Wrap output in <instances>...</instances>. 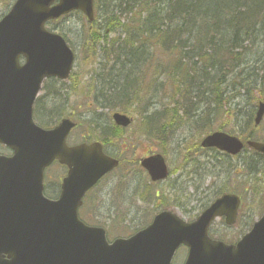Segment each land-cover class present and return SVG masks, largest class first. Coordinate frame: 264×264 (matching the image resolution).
Returning a JSON list of instances; mask_svg holds the SVG:
<instances>
[{
  "label": "water",
  "instance_id": "obj_1",
  "mask_svg": "<svg viewBox=\"0 0 264 264\" xmlns=\"http://www.w3.org/2000/svg\"><path fill=\"white\" fill-rule=\"evenodd\" d=\"M52 1L19 0L0 21V142L15 151L13 158L0 156V264H171L183 244L189 247L185 264H264V213L235 245L208 235L216 217L225 216L227 224H236L241 201L234 194L223 195L190 223L163 211L144 230L113 244L107 242L103 228L86 226L78 219L85 192L119 160L106 155L100 143L68 147L66 138L74 126L68 119L52 130H43L33 121L32 106L43 81L68 78L74 61L64 38L48 32L45 22L73 8L93 18V0H61V6L50 9ZM21 54L27 57L23 66L18 62ZM263 116L264 103H260L256 124ZM114 119L123 126L131 123L120 113ZM247 144L264 153V143L250 140ZM202 146L237 154L244 143L217 131ZM55 159L69 167V177L59 200L42 202L43 170ZM142 164L153 180L168 176L160 154ZM35 172L39 177L30 182L28 175ZM29 184L33 186L27 193L38 199L33 203L14 194V189Z\"/></svg>",
  "mask_w": 264,
  "mask_h": 264
},
{
  "label": "trees",
  "instance_id": "obj_2",
  "mask_svg": "<svg viewBox=\"0 0 264 264\" xmlns=\"http://www.w3.org/2000/svg\"><path fill=\"white\" fill-rule=\"evenodd\" d=\"M99 7L106 21L88 29L91 44L82 45L99 67L73 87L83 92L78 103L92 107L89 133L104 132L105 145L122 141L124 153L134 148L124 128L99 130V109L137 116L140 135L168 146L183 127L181 118L193 128L200 124L205 135L213 131L205 130L212 116L220 118L238 100L264 101V0H99ZM161 87L173 90V101L157 102L161 106L151 112Z\"/></svg>",
  "mask_w": 264,
  "mask_h": 264
},
{
  "label": "rangeland",
  "instance_id": "obj_3",
  "mask_svg": "<svg viewBox=\"0 0 264 264\" xmlns=\"http://www.w3.org/2000/svg\"><path fill=\"white\" fill-rule=\"evenodd\" d=\"M9 2L10 0H0V17L8 11ZM98 21L101 22V18ZM82 22V16L77 13L70 15L68 20L63 22L64 26L61 30L66 34L65 36L74 47L77 55L76 72L72 80L63 82V86L61 83H54L57 88L63 87L65 89L63 92L64 101L56 102L53 108L61 107L62 109L58 110L64 116L71 115L73 111L75 113L73 117H75L78 127L72 133L73 143L82 142L81 136H86V132H89L88 126L91 127L92 118H89L87 112L92 107L87 108L81 102L78 103L83 100V92L81 89L71 88V82L74 84L79 81L86 83L91 78V72L93 73V70L99 67L96 66V60L86 59L85 50L83 52L82 44L89 47L91 38L88 35L89 26ZM99 61L100 59H98ZM84 74L85 76L82 78ZM94 78L93 75L92 81ZM45 89L42 95L47 93L48 89ZM172 94L171 88L161 87L156 98L150 100V111L159 109L161 106L159 104L169 105L173 101L171 99ZM195 95L196 92H194ZM255 97L257 98V96ZM195 101L196 99H194ZM157 102L159 104H155ZM255 102V98L249 100V103L238 100L220 118L216 119L212 116L213 120L205 130L221 128L225 132L244 138L255 132L252 137L264 139V119L257 132L253 128L256 112ZM49 105L50 103H46L47 107ZM75 106H82V108L75 110ZM204 109L205 106H201L199 115L206 114ZM97 113L102 114L99 130L107 124L114 123L113 112L110 109H99ZM39 117L42 120H48L50 116L40 113ZM132 117L133 123L130 127L125 128L123 137L128 136L132 139L131 144L134 148L132 151L128 149L124 153L120 151L122 141L110 146L107 145L106 149L114 151L115 154L112 155L119 157L118 159H121L123 164L111 175L105 177L98 187L89 193V202L84 209H81L83 218L88 223L107 228L112 239L117 236H128L146 226L154 214L164 208L173 209L186 220L190 219L187 210H190L195 216L202 200L205 201L209 194L219 190L222 193L229 192L240 195L243 208L236 226H227L222 221L217 220L210 231L212 235L222 237L225 240L233 242L239 240L250 229L253 222L259 218L263 210L264 160L247 151L238 158H233L224 155L217 149L200 148L198 142L203 135L199 133L200 124L196 128L187 126L189 124H186L185 118H181L183 127L174 131V135L170 138L167 146L160 140L149 139L145 135H140L139 119L135 115ZM102 135H104L102 131L96 130L93 131L92 137L100 136L101 139ZM148 152L151 154L162 153L165 156L170 170V176L166 180L153 182L147 171L140 166L139 160ZM182 250L186 253L185 249ZM182 250L178 254V260H175V264H181L185 258V253Z\"/></svg>",
  "mask_w": 264,
  "mask_h": 264
},
{
  "label": "flooded vegetation",
  "instance_id": "obj_4",
  "mask_svg": "<svg viewBox=\"0 0 264 264\" xmlns=\"http://www.w3.org/2000/svg\"><path fill=\"white\" fill-rule=\"evenodd\" d=\"M6 155H11L12 152L10 151H6L5 152ZM54 165H58L59 167H61V165L59 164H54ZM54 167V166H52ZM66 171H64L65 174ZM64 174H60V173H50L49 171H47V173L45 174V194L51 198H58L61 194V188H59V186L61 187L62 185V180L63 177L65 176Z\"/></svg>",
  "mask_w": 264,
  "mask_h": 264
},
{
  "label": "bare ground",
  "instance_id": "obj_5",
  "mask_svg": "<svg viewBox=\"0 0 264 264\" xmlns=\"http://www.w3.org/2000/svg\"><path fill=\"white\" fill-rule=\"evenodd\" d=\"M48 171H49L50 173H52V172H53V173H58V172H62L63 170H62L60 167H58V166H54V167H50V168L48 169ZM37 175H38V174H37L36 172H35V173H30V174L28 175V176H29V181L32 182V181L36 180V179L39 177V176H37ZM40 176H41V174H40ZM9 178H15V177H14V176H10ZM23 181H24V180H20L19 182H20V183H24ZM24 184H26V183H24ZM59 188H61V190H64V185H61V187L59 186ZM213 193L216 194L217 191H215V192H213ZM213 193L209 194L208 197H207V199L210 198L211 196H213V195H214ZM207 199H206V201H207ZM213 199H215V198H213ZM36 200H38V199H35V200H34V199L31 198V199H28V200H27V203H30V202L33 203V202H35ZM45 200H47V199L43 197L42 202H44ZM206 201H205V202H206ZM211 201H212V200H211ZM205 202H202V204L205 203ZM42 204H43V203H42ZM44 206H45L44 208H46L47 204H44ZM187 211L189 212L190 216L193 217V216H192V213L190 212V210H187ZM44 212H45L46 214H48V213H49V210H48V209H45Z\"/></svg>",
  "mask_w": 264,
  "mask_h": 264
}]
</instances>
